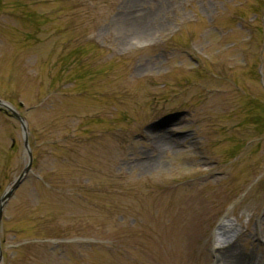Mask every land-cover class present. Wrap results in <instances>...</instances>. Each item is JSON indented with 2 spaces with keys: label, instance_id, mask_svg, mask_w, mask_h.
Returning <instances> with one entry per match:
<instances>
[{
  "label": "rangeland",
  "instance_id": "obj_1",
  "mask_svg": "<svg viewBox=\"0 0 264 264\" xmlns=\"http://www.w3.org/2000/svg\"><path fill=\"white\" fill-rule=\"evenodd\" d=\"M0 100V264H264V0H0Z\"/></svg>",
  "mask_w": 264,
  "mask_h": 264
},
{
  "label": "water",
  "instance_id": "obj_2",
  "mask_svg": "<svg viewBox=\"0 0 264 264\" xmlns=\"http://www.w3.org/2000/svg\"><path fill=\"white\" fill-rule=\"evenodd\" d=\"M4 110L5 113H10L20 124L23 136V147L25 149V153L27 155V163L24 166L21 173L13 180V182L9 185V187L3 192L0 197V220L2 217L3 207L6 202L12 197L15 190L19 187L22 181L25 179L26 175L29 173L32 163V154L27 142V125L22 117H20L16 112H14L10 105L0 100V111ZM0 262H1V253H0Z\"/></svg>",
  "mask_w": 264,
  "mask_h": 264
},
{
  "label": "bare ground",
  "instance_id": "obj_3",
  "mask_svg": "<svg viewBox=\"0 0 264 264\" xmlns=\"http://www.w3.org/2000/svg\"><path fill=\"white\" fill-rule=\"evenodd\" d=\"M170 143L167 141H163L162 139L157 142L153 149L158 151H163L169 148ZM143 167H150L151 162H145L141 164ZM140 165V166H141ZM233 224L230 222L220 223L217 227L218 236H219V245L215 246L216 256L220 258L221 262L224 264H244L243 261L237 258V254L235 252L234 246L231 243H228L226 246V242L224 241L225 236L231 231ZM223 245V246H221Z\"/></svg>",
  "mask_w": 264,
  "mask_h": 264
},
{
  "label": "trees",
  "instance_id": "obj_4",
  "mask_svg": "<svg viewBox=\"0 0 264 264\" xmlns=\"http://www.w3.org/2000/svg\"><path fill=\"white\" fill-rule=\"evenodd\" d=\"M107 1H110V0H107ZM110 3V2H109Z\"/></svg>",
  "mask_w": 264,
  "mask_h": 264
}]
</instances>
